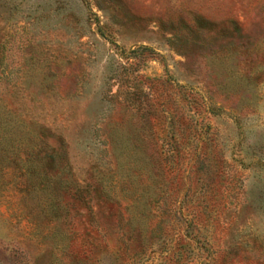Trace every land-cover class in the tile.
<instances>
[{"label": "rangeland", "instance_id": "obj_1", "mask_svg": "<svg viewBox=\"0 0 264 264\" xmlns=\"http://www.w3.org/2000/svg\"><path fill=\"white\" fill-rule=\"evenodd\" d=\"M0 264H264V0H0Z\"/></svg>", "mask_w": 264, "mask_h": 264}, {"label": "trees", "instance_id": "obj_2", "mask_svg": "<svg viewBox=\"0 0 264 264\" xmlns=\"http://www.w3.org/2000/svg\"><path fill=\"white\" fill-rule=\"evenodd\" d=\"M129 92H130V91H129ZM189 97H190V96H189ZM191 101H193V99H189V101H188L189 104L191 103ZM30 160H31V159L28 158V159L24 160V162H27V161H30ZM32 162H33V161H32Z\"/></svg>", "mask_w": 264, "mask_h": 264}]
</instances>
